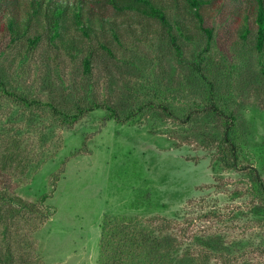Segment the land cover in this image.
<instances>
[{
    "label": "rangeland",
    "instance_id": "374dc122",
    "mask_svg": "<svg viewBox=\"0 0 264 264\" xmlns=\"http://www.w3.org/2000/svg\"><path fill=\"white\" fill-rule=\"evenodd\" d=\"M156 1L168 4L169 18L184 22L194 38L181 40V59L159 35V23L112 9L104 13L120 30L126 27L124 47L109 36L111 57L96 38L86 40L96 55L91 77L83 74L81 60L64 57L45 37L27 54L26 45L0 34V75L9 91L71 113L74 104H86V96L123 107H117L120 120L100 109L69 126L48 107L27 108L0 91V160L9 151L18 154L7 162L2 179L8 193L35 204L37 211L11 223L16 264H97L106 216H138L193 252L201 249L196 238L217 237L235 264L264 261V220L254 210L260 202L249 175L219 164V122L199 111L202 84L189 63L206 37L182 0ZM251 5V0H221L222 10L206 26L215 34L210 57L218 103L243 119L247 139L241 164L256 168L264 179L261 58L255 31L243 42L232 16ZM151 102L153 109L136 112ZM132 111L136 115L128 119Z\"/></svg>",
    "mask_w": 264,
    "mask_h": 264
},
{
    "label": "trees",
    "instance_id": "16d2710c",
    "mask_svg": "<svg viewBox=\"0 0 264 264\" xmlns=\"http://www.w3.org/2000/svg\"><path fill=\"white\" fill-rule=\"evenodd\" d=\"M182 1L186 13L197 22L198 29L206 37L205 47L200 49L196 58L189 63L196 81L202 84V91L198 92L201 98L199 111L218 120L221 128L217 145L219 164L228 170L247 171L256 198L260 202L254 210L264 220V179L256 168L241 164L243 145L247 139L243 119L235 110L222 107L215 94V63L213 64L210 57L215 34L213 28L206 26V22L214 20L220 13L221 0ZM251 3L249 10H234L232 16L239 21L238 32L243 42L249 41L252 31H255L254 48L261 58L260 70L264 75V0H251ZM106 9H112L118 14L134 13L159 23L162 29L159 35L169 42L179 59L183 56L181 40L194 39L184 22L169 18V5L156 0H0V34H9L12 43L26 45L27 54L35 51L45 37L50 46L64 57L71 61L81 60L83 74L91 77L96 55L91 47L88 50L85 46L86 40L93 41L96 38L100 49L111 57L114 54L106 42L109 36L119 47H124L122 30L126 27L123 26L120 30L104 13ZM35 28L38 30L32 34ZM0 91L27 108L42 105L48 107L63 125H74L85 113L100 109L107 110L112 119H121L122 106H117L120 108L118 109L109 101H98L94 96H86L87 102L83 106L74 104L76 111L71 113L59 109L53 103H42L13 93L7 89L5 75H0ZM69 96L75 101L74 92ZM155 105L152 102L144 103L136 112L153 109ZM161 108L165 111L171 109L169 105H163ZM136 112H130L127 118L131 119ZM186 117L190 121L194 115L189 112ZM8 153L3 154L0 160V264L17 262L11 223L19 217L24 219L23 213L37 212L35 204L8 193L6 189L2 178L8 172L7 162L18 158L14 151ZM43 199L46 200V197ZM195 241L201 247L197 252L185 248L179 238L166 229L152 228L150 222L145 224L138 216H106L101 226L97 264H219L216 260L218 258H221L224 264H235L229 249L219 238L203 237L196 238ZM257 264H264V261Z\"/></svg>",
    "mask_w": 264,
    "mask_h": 264
}]
</instances>
